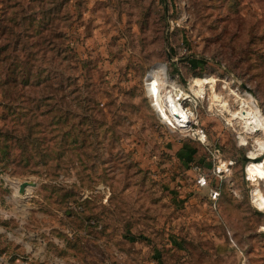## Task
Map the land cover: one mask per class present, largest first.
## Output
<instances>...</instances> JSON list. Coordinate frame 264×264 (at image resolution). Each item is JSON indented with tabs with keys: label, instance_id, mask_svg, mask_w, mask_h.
I'll return each mask as SVG.
<instances>
[{
	"label": "rangeland",
	"instance_id": "374dc122",
	"mask_svg": "<svg viewBox=\"0 0 264 264\" xmlns=\"http://www.w3.org/2000/svg\"><path fill=\"white\" fill-rule=\"evenodd\" d=\"M152 69L189 127L162 118ZM214 94L264 117V0H0V252L264 264V129L246 134Z\"/></svg>",
	"mask_w": 264,
	"mask_h": 264
},
{
	"label": "bare ground",
	"instance_id": "6f19581e",
	"mask_svg": "<svg viewBox=\"0 0 264 264\" xmlns=\"http://www.w3.org/2000/svg\"><path fill=\"white\" fill-rule=\"evenodd\" d=\"M156 69H158V67ZM148 80H149V93L151 94L153 101L154 99H156L157 101L156 103L160 107L163 117L166 120H169L173 124L177 123L181 127H187V126L189 127L191 123L187 111H185V109L173 97L168 96V98L165 99V102L161 101L160 99L161 86L156 76V70L152 69V71L149 73ZM195 81H196L195 87L199 86L197 93L200 96L205 95V85L213 83V80L212 79L209 80L208 78L198 79ZM221 96L218 94H214L213 96L214 103H216V105L220 107L222 112L228 113L232 119L240 122L246 134H251V135L257 134L260 130L264 129V117L260 109L253 102L246 101L242 96H238V99L241 100L240 102L241 109L233 111L230 109L228 102L225 101ZM246 137H242L244 143L247 142ZM262 153H264V140L258 137L256 138L254 149L250 152L251 154L250 156L252 158H258ZM258 172L262 175V177H264V161L259 163ZM17 196L21 197V195L18 194ZM253 198L255 199L254 193H253ZM257 203L260 205H264V196H260V198L257 200Z\"/></svg>",
	"mask_w": 264,
	"mask_h": 264
},
{
	"label": "trees",
	"instance_id": "16d2710c",
	"mask_svg": "<svg viewBox=\"0 0 264 264\" xmlns=\"http://www.w3.org/2000/svg\"><path fill=\"white\" fill-rule=\"evenodd\" d=\"M58 4V2L57 1H55L54 2V4L53 5H57ZM52 5L49 7V8H44V12H48V15L50 14V12H51V10H52ZM52 13V12H51ZM13 17H16L15 16V14H13L12 15ZM12 16H10V19L8 18V19H6V22H9V20H11V21H13V23L14 24H18V23H21V22H18V19L17 18H11ZM21 20H27V19H25L24 17H22L21 18ZM31 20V19H30ZM32 21H34V18H32ZM4 22V21H3ZM8 25H11V24H8ZM21 25V24H20ZM13 30H15V29H13ZM17 63V62H16ZM15 68H16V66H15ZM49 68H50V66H49ZM27 74H28V76L31 78V73H29V72H27ZM39 75H41V72L39 71V73L37 74V76H39ZM36 77V76H35ZM35 77H33V79L35 78ZM48 76H46L45 78H47ZM38 78V77H37ZM17 79H18V76H17ZM39 80H42V79H40L39 78ZM90 110H92V109H90ZM6 151L5 150H2L1 152H0V158H1V155H3L4 153H5ZM83 165V164H82Z\"/></svg>",
	"mask_w": 264,
	"mask_h": 264
},
{
	"label": "built area",
	"instance_id": "2783aa9c",
	"mask_svg": "<svg viewBox=\"0 0 264 264\" xmlns=\"http://www.w3.org/2000/svg\"><path fill=\"white\" fill-rule=\"evenodd\" d=\"M160 112H161L162 118L165 119L163 117V114H162L161 109H160ZM170 124L173 125V123H170ZM199 182L201 184H205L206 183V180H205V178L201 177L200 180H199ZM0 264H17V263L12 259V256L8 255L7 253L0 252Z\"/></svg>",
	"mask_w": 264,
	"mask_h": 264
},
{
	"label": "water",
	"instance_id": "95a60500",
	"mask_svg": "<svg viewBox=\"0 0 264 264\" xmlns=\"http://www.w3.org/2000/svg\"><path fill=\"white\" fill-rule=\"evenodd\" d=\"M36 182L34 181H25L24 183H22L20 185V189H19V192L22 193V194H25L26 193V189L28 187H31V186H36Z\"/></svg>",
	"mask_w": 264,
	"mask_h": 264
}]
</instances>
